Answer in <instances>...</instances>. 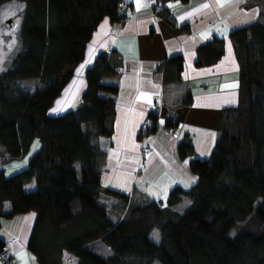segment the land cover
Here are the masks:
<instances>
[{"label":"trees","instance_id":"obj_1","mask_svg":"<svg viewBox=\"0 0 264 264\" xmlns=\"http://www.w3.org/2000/svg\"><path fill=\"white\" fill-rule=\"evenodd\" d=\"M15 1L25 7L20 50L0 72V158L9 164L25 158L35 140L41 146L25 170L9 176L0 167V229L2 219L35 213L28 248L38 264H63L65 254L74 255L77 264H264V0L260 17L230 34L239 64V102L222 111L214 152L209 159L198 157L188 135L178 144L196 183L174 187L166 207L144 193L107 190L121 200L118 223L99 201L107 165L100 138L115 133L119 86L104 80L121 74L122 58L114 51L99 54L86 71L79 107L59 116L50 111L84 62L100 24L105 19L125 24L130 6L122 13L124 0H0V7ZM225 45L214 38L200 46L196 68L218 64ZM184 66V58L174 56L158 67L166 88L183 82ZM23 79H35V89L17 86ZM181 104H193L190 92ZM149 118L154 133L158 117ZM176 126L167 120V127ZM32 183L35 189L28 190ZM185 200L191 205L184 214L172 209ZM239 222L246 225L230 239ZM155 230L160 244L151 239ZM98 241L112 256L91 251ZM4 243L0 238V251Z\"/></svg>","mask_w":264,"mask_h":264},{"label":"crops","instance_id":"obj_2","mask_svg":"<svg viewBox=\"0 0 264 264\" xmlns=\"http://www.w3.org/2000/svg\"><path fill=\"white\" fill-rule=\"evenodd\" d=\"M124 2L131 11L125 24L113 25L108 19L100 24L87 46L84 62L50 111L52 116H59L79 107L86 90V71L99 54L114 51L122 58L121 74L106 81L119 86L115 133L111 138H100L107 165L99 201L110 209V219L115 223L123 217L121 200L106 194L107 190L133 196L138 189L165 205L174 187L188 189L196 183L190 159L179 157L178 144L188 135L198 157H211L220 138L222 111L239 102V64L230 34L253 24L262 11L260 0L167 1L161 15L155 14L152 0ZM214 38L225 40V56L215 66L196 68L197 49ZM174 56L185 60L183 82L166 88L157 69ZM189 92L193 104L183 106ZM152 113L158 117V127L147 140L150 152L144 153L139 134ZM168 119L177 124L173 130L167 127ZM27 165L28 161L16 166L13 174ZM26 188L35 189V183ZM4 210L10 212L11 205L6 203ZM35 219L31 212L1 220L0 238L12 244L14 264H38L28 248ZM100 244L104 243L92 244L91 251L104 258L112 256L105 244L98 252L92 249ZM77 262L74 255L65 254L63 264Z\"/></svg>","mask_w":264,"mask_h":264},{"label":"rangeland","instance_id":"obj_3","mask_svg":"<svg viewBox=\"0 0 264 264\" xmlns=\"http://www.w3.org/2000/svg\"><path fill=\"white\" fill-rule=\"evenodd\" d=\"M24 7L25 6L23 3L17 1L5 4L0 7V72H3L8 68L12 59L20 50V30ZM8 21H11V23L9 24ZM107 80L110 79H105L104 83H106ZM36 85L37 81L35 79H23L19 80L17 83V86L27 91H33ZM103 96L108 97L107 94H104ZM40 146V141L35 140L30 153L25 158H23L22 160L11 162L9 164H4L3 159L0 158V167H4L6 169L7 175H12L14 173V168L18 165L19 167H21L26 161H29V159L40 149ZM76 168L78 171L80 170L79 163L76 164ZM136 193H141V191L137 189ZM259 204L260 201L257 203L256 208ZM190 205L191 202L189 200H185L181 204L177 205L174 210H176L180 214H184L188 210ZM166 206L167 205L165 202V205L163 204V207ZM245 225L246 222H239L235 224L229 232V238L234 239L241 232ZM151 239L155 244H160L161 238L159 230H155L153 232ZM103 245L100 244L93 247L92 249L98 252L100 251V247H105Z\"/></svg>","mask_w":264,"mask_h":264},{"label":"built area","instance_id":"obj_4","mask_svg":"<svg viewBox=\"0 0 264 264\" xmlns=\"http://www.w3.org/2000/svg\"><path fill=\"white\" fill-rule=\"evenodd\" d=\"M153 2V10L155 14H158L162 11H164L166 7L165 0H152ZM120 11L123 13L126 11L127 5L125 2H122L120 4ZM153 128V121L151 118H147L140 130L139 138L142 144L143 152L144 153H149L150 148L147 145V140L149 137L153 135L151 132V129ZM173 130V129H171ZM131 196V194H130ZM15 259H14V251H13V246L10 242H5L4 246L2 247L0 251V264H14Z\"/></svg>","mask_w":264,"mask_h":264},{"label":"snow or ice","instance_id":"obj_5","mask_svg":"<svg viewBox=\"0 0 264 264\" xmlns=\"http://www.w3.org/2000/svg\"><path fill=\"white\" fill-rule=\"evenodd\" d=\"M218 3H220V0H218ZM220 6H223V4L221 3V5ZM205 7H207V5H205ZM155 235V234H154Z\"/></svg>","mask_w":264,"mask_h":264},{"label":"water","instance_id":"obj_6","mask_svg":"<svg viewBox=\"0 0 264 264\" xmlns=\"http://www.w3.org/2000/svg\"><path fill=\"white\" fill-rule=\"evenodd\" d=\"M8 23L10 24V23H11V21H8Z\"/></svg>","mask_w":264,"mask_h":264}]
</instances>
